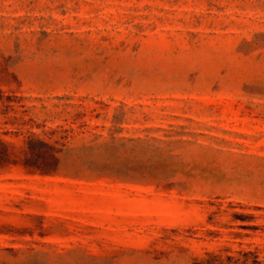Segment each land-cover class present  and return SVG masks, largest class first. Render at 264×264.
Instances as JSON below:
<instances>
[{
    "label": "rangeland",
    "instance_id": "1",
    "mask_svg": "<svg viewBox=\"0 0 264 264\" xmlns=\"http://www.w3.org/2000/svg\"><path fill=\"white\" fill-rule=\"evenodd\" d=\"M0 264H264V0H0Z\"/></svg>",
    "mask_w": 264,
    "mask_h": 264
}]
</instances>
